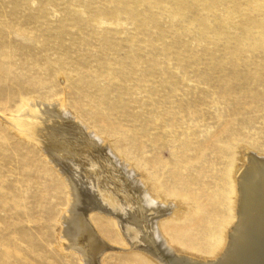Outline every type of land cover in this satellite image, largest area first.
<instances>
[{"label": "rangeland", "instance_id": "rangeland-1", "mask_svg": "<svg viewBox=\"0 0 264 264\" xmlns=\"http://www.w3.org/2000/svg\"><path fill=\"white\" fill-rule=\"evenodd\" d=\"M59 98L182 204L164 236L211 256L229 163L245 147L264 155V0H0V264H82L58 243L62 173L6 121ZM91 218L121 247L110 215ZM251 234L235 264H264V229ZM103 262L156 264L117 249Z\"/></svg>", "mask_w": 264, "mask_h": 264}, {"label": "bare ground", "instance_id": "bare-ground-1", "mask_svg": "<svg viewBox=\"0 0 264 264\" xmlns=\"http://www.w3.org/2000/svg\"><path fill=\"white\" fill-rule=\"evenodd\" d=\"M6 121L38 144L62 173L67 201L59 216L58 243L77 253L82 264H104V255L116 249L140 251L156 264H235L244 258L247 262L255 243L251 233L264 229V155L249 153L246 147L241 164L228 165L227 212L213 253L203 256L180 249L164 236L163 219L184 217L182 204L157 192L105 139L66 110L62 98L29 100ZM92 211L114 219L121 247L102 234Z\"/></svg>", "mask_w": 264, "mask_h": 264}]
</instances>
